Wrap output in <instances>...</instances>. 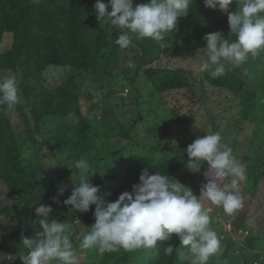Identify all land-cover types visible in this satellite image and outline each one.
<instances>
[{"label": "trees", "instance_id": "obj_1", "mask_svg": "<svg viewBox=\"0 0 264 264\" xmlns=\"http://www.w3.org/2000/svg\"><path fill=\"white\" fill-rule=\"evenodd\" d=\"M101 2L107 4L108 0ZM148 2L134 0V6ZM95 3L96 0H39L38 3L0 0V48L8 35L13 37L11 49L0 51V77L7 72L15 73L22 97L21 102L10 109L0 107V181L3 183L0 190V264H23L17 257L26 255L28 251L22 245V237L35 238L37 231H42L40 221L44 217L34 211V207L40 204L52 207L49 218L67 225L69 221L66 220L77 218L80 222L95 223L92 206L88 212L73 211L72 215L67 212L69 206L63 207V201L81 179L80 170L72 167L75 160L81 157L90 162V168L84 173L87 181L99 186L97 195L109 202L115 201L124 191L131 193L132 185L139 182V176L145 169L149 174L157 171L167 174L170 179L190 187L196 196H200L204 186V173L209 165L206 161L201 162L199 172L188 167L186 149L191 144L187 140L189 135L175 142L172 130L162 126L166 120L159 116V112L147 108L156 106V102L153 99L143 102L140 89L139 92L136 90L146 77L154 90L166 100L173 99L181 91L197 94L193 83L195 71L164 67L163 62L202 52L206 34L221 31L227 38L230 32L227 14L205 7L204 0H192L188 13L177 18V28L158 41L161 45L154 44L150 38L139 41L134 37L133 43L136 44L133 49H121L115 43L120 30L107 21L97 20ZM107 10L111 11L110 8ZM229 11H234L232 5ZM247 67L252 68L249 62L217 78L205 73V81L242 100V96L246 97ZM51 69L71 70L64 75L62 84L54 89L49 88L47 83L51 80L48 74ZM91 84L102 92V104H117L121 110L125 100L117 88L123 86L124 91L127 87L135 90L137 95L131 102L139 106L138 119L128 123L126 114L121 112L119 116L116 109L108 123L104 117L102 120L88 118L83 112L81 98ZM201 87L203 90L202 84ZM255 92L256 99L262 96L264 101L262 89ZM88 100L94 105L97 98L89 93ZM173 109V117L184 125L187 116H181L176 112L177 108ZM13 110L22 116L25 130L15 131L9 120ZM150 117L156 120L154 124L148 121ZM191 120L192 126L197 118L193 116ZM207 123L214 128H208L207 133L222 134L230 130L217 127L214 118ZM103 126L109 130L103 129ZM245 126L242 124L240 129ZM146 130L158 140L142 135ZM112 132L120 134L113 136ZM163 132L167 137L172 136L166 144L161 141ZM245 132L248 137L253 133L251 130ZM190 134L194 136L191 131ZM221 138L222 143L232 149L238 163H246L243 167L248 169L249 180L244 178V190H252L253 194L259 189L263 191L254 187L253 182L260 186L264 171L255 174L249 169H256L257 161L248 166V158L238 154V148L233 147L234 142L231 144L223 135ZM259 150L263 154L261 147ZM70 177L74 180L73 185ZM61 189L64 190L62 194ZM53 197H57L60 203H55ZM199 199L203 204L207 203L203 197ZM247 209L243 210L244 213L237 211L232 215L229 230L224 229L218 217L215 218L218 221L213 222V228L221 239L224 252L221 256L217 253L211 257L215 259L212 264H264V212L254 205L251 214L247 213ZM252 216L256 218L251 220L254 225L250 224L254 231L236 240L239 234H245ZM226 231L229 235L224 240ZM169 239L172 242L168 245L174 247L171 255L165 254L164 248L168 245L164 241L143 264H180L177 253L187 249L180 245L175 233ZM134 251L137 259L146 256V253H141L146 250ZM131 255L119 248L105 252L104 257L110 264H132Z\"/></svg>", "mask_w": 264, "mask_h": 264}, {"label": "clouds", "instance_id": "obj_2", "mask_svg": "<svg viewBox=\"0 0 264 264\" xmlns=\"http://www.w3.org/2000/svg\"><path fill=\"white\" fill-rule=\"evenodd\" d=\"M30 2L38 3L39 0ZM233 2L204 0L205 7L227 14L230 32L227 38L221 31L203 37L206 41L203 52L196 53L199 56V73H208L213 78L222 77L232 68L245 65L250 57L256 58L264 52V0H236L237 9L229 11L231 5L234 7ZM191 3L192 0H149L134 6V0H108L107 4L96 0L94 11L97 20L107 21L120 30L115 43L121 49H133L136 44L133 43L134 37L139 41L150 38L154 44L161 45L158 41L177 28V18L188 13ZM21 99L17 75L12 73L0 77V107L10 109ZM83 112L85 114L84 108ZM186 152L188 167L193 171H200L201 162L206 161L209 165L204 173L209 179L201 188L200 196L167 174L160 171L149 174L145 169L139 176V182L132 185L131 193L124 191L115 201L109 202L97 195L99 186L89 183L84 176L90 168L89 160L86 157L75 160L72 167L80 170L81 179L74 184L71 195L63 204L70 205V211L80 213L88 212L90 206L95 210V223L83 236L79 247L95 248L100 254L117 248L155 250L158 242L168 240L175 233L180 245L187 249L177 253L180 264H208L209 259L221 251V239L211 227L213 212L205 208L199 197L222 207L228 215L246 210L248 206H243L242 197L235 191L236 178H243L244 168L232 154V149L222 143L219 132L197 137L188 145ZM229 176L233 179L226 183ZM63 191L60 190L61 194ZM53 201L60 203L57 197H53ZM34 211L44 217L40 221L42 231H37L35 238L22 237V245L28 250L20 257L23 264H51L52 261L56 264H81V258L74 250L78 247H73L69 234V225L49 218L52 212L50 205L40 204L34 207ZM74 223L79 225V219ZM248 234L249 230L244 235ZM173 250L171 245L164 248L166 255H171ZM85 261L88 262L87 258Z\"/></svg>", "mask_w": 264, "mask_h": 264}, {"label": "rangeland", "instance_id": "obj_3", "mask_svg": "<svg viewBox=\"0 0 264 264\" xmlns=\"http://www.w3.org/2000/svg\"><path fill=\"white\" fill-rule=\"evenodd\" d=\"M242 2V0H241ZM234 5V11L238 7V3L236 0L233 2ZM13 43V37L12 35H8L1 45L0 51L6 52L9 49H11ZM203 52V51H202ZM202 52H196L198 54ZM196 53H193L191 55H188L186 57H183L179 60H171V59H165L163 64L164 67H173L175 69H181L185 71H195L193 75V83L196 87L195 95H190L189 91H181V93L175 94L173 96V99L163 98L162 95L158 94L155 90L153 85L147 80L146 77H143L145 79V82H143L142 79V86L140 88H137V92H139L140 89V96L143 98V102L150 101L153 99L156 103V106H147L149 110L154 109L156 112H159V116L164 118L166 120L165 124H162V126L168 127L170 130H172L174 135L175 142L178 141V139L182 140L183 137H186L189 135L188 142H193L197 137H203L206 135L208 128L214 129L213 125L208 124L207 122L214 118L215 124L217 127H220L221 129L228 128L230 129L229 132L222 133L226 139H229L230 143L233 142V147L238 148L237 152L240 155L245 156L248 158L247 164L248 166L252 165L253 161H257L258 167L255 169L253 167H250L249 169L252 170L255 174H262L261 171H264V157L261 155H264V101L263 97L260 96V99H256L257 95L255 90L262 89V92L264 94V52H261L260 55H258L256 58H249L248 62L250 63L251 67H247L245 72V79L247 82V87L245 90L246 97L242 96V100L238 96H232L229 94H226L222 92L221 89H216L212 86H210L207 81H205V73H199L197 71L198 67V58L199 56H196ZM156 64L155 66H157ZM249 68V69H248ZM71 70H57V69H51L48 74L51 77V80L47 81L49 88L54 89L57 86H60L65 79L64 75ZM12 74V72H7L5 76ZM201 84L203 85L205 90V93L202 90ZM135 89V88H134ZM124 91L123 86H119L117 88V92L121 93V97L124 98L125 102L121 105L122 110L119 109L117 104H112L110 106H105L102 104L104 101L102 92L97 90V86L91 84L89 88L86 89L85 95L82 96V104L85 111L86 116L96 119H103L105 118V122L108 123L111 117V114L113 110L116 109V111L119 112V116L121 112L125 113L127 116L128 123H131V120L133 122L138 119L140 111L139 106L135 103L131 102V99L135 97L134 95H137V92L133 89H130L127 87ZM152 92V93H151ZM89 93H93L94 96H96L97 100L95 101V104L92 105L88 100ZM198 101L201 103L199 104ZM245 103L243 104V102ZM173 108H177L178 112L181 116H187L188 118L187 122L184 123V125H181L178 123V121L173 117ZM175 111V110H174ZM193 116L197 118V121L193 123V125H190L191 119H193ZM185 118V119H186ZM184 119V120H185ZM9 120L11 121L15 131H23L26 129L24 121L22 116L18 111L13 110L9 114ZM151 120L153 124L156 122V120L148 118V121ZM127 124V123H126ZM245 124V128L243 130L240 129L241 125ZM129 125V124H127ZM103 129L109 130L107 127L103 126ZM161 130V129H160ZM188 131L189 134H187ZM252 131L253 133L251 136H246L245 131ZM194 133V136L190 134ZM122 132V130L120 131ZM162 132V130H161ZM113 136H116L120 133L112 132ZM108 135V134H107ZM142 135H148L151 137L152 140H158V137L154 134H151L147 130L142 133ZM249 135V134H247ZM172 136L167 137L166 133H162L161 141L163 144H166L171 140ZM261 147L263 154L260 153L259 148ZM246 163H242V166H245ZM209 168V167H208ZM244 168V167H243ZM208 170V169H207ZM244 178H248V169L244 168V174L243 178H236L237 179V187L235 190H238V195L242 197L243 206L247 207V213L253 212V205L255 207H260V212H264V179L261 180L260 187L257 182H253V186L256 188H262V190L259 189L256 194H253V191H247L244 190L243 183L245 181ZM208 177L205 176V185L208 182ZM233 177L229 176L227 179V183H231ZM71 184H74V180L72 177L69 178ZM252 186V187H253ZM3 188V183L0 181V190ZM244 190V191H243ZM246 194V196H242L243 194ZM69 206V211L71 215L73 214V211L71 210L70 205H63V207ZM205 208H210L213 212L212 217V224L211 227H213V222L221 220V224L224 227V229L229 230L231 217L232 215H228L224 212L223 208L220 206H216L210 203V201L207 200V203H204ZM243 207V208H244ZM95 208V205H94ZM238 211V210H237ZM239 213H244L243 211H238ZM246 213V212H245ZM236 214V213H234ZM58 217V214H56ZM254 216V215H253ZM249 220L248 229L249 233L252 234L254 231L253 226L254 223L251 222V220L254 221L253 217ZM218 217V220L215 218ZM256 219V218H255ZM69 221V227L70 231L69 234L71 236V240L73 243V247L77 246L78 248L74 250L77 251L78 255L81 258V264H110L109 261H105V253L100 254L95 248L91 249H81L79 247V244L81 243L83 236L90 230L91 226L93 224H88L86 221L80 222L79 225H76L74 223V220H66ZM256 222H258L256 220ZM252 224V225H250ZM218 227V225H217ZM226 234L223 239L226 240L229 233L226 231ZM244 236L239 234V236L236 238V240H241ZM73 238H76L77 240L73 241ZM164 242V241H163ZM172 241L170 239L165 241V244L168 245ZM162 243V242H158ZM119 249V248H117ZM117 249L115 251H117ZM146 250L145 257L137 259L135 256V251L131 250L128 251V253L133 254L130 256V260L132 264H143V261L148 260L150 257H152V254L155 253L154 251H158V249H155L154 251L152 249H143ZM224 252V247L221 245V251L218 253L219 256H221ZM140 252L138 254H141ZM17 257L20 258L18 255ZM85 258H87L88 262L85 261ZM11 261H15V259H11ZM215 261V259H210L208 261V264H212ZM242 261H244L242 259ZM6 263V262H5ZM51 264H56L55 261H52Z\"/></svg>", "mask_w": 264, "mask_h": 264}]
</instances>
